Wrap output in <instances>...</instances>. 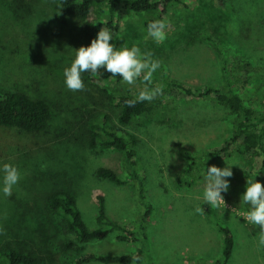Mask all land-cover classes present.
Returning a JSON list of instances; mask_svg holds the SVG:
<instances>
[{"label": "rangeland", "instance_id": "1", "mask_svg": "<svg viewBox=\"0 0 264 264\" xmlns=\"http://www.w3.org/2000/svg\"><path fill=\"white\" fill-rule=\"evenodd\" d=\"M153 1L158 4L153 12L121 13L119 33L112 30L111 42L117 47L135 43L161 61L150 87L162 85L163 91L150 102L152 111L121 125L117 98L138 95L142 79L128 85L83 73L85 89L69 90L64 69L70 67L75 49L89 46L79 21L61 12L58 0H0V89L42 98L51 111L41 132L0 126V168L10 163L21 173L10 196L0 191V257L13 248L31 253L38 264H121V255L141 249L142 259L131 264H221L223 225L234 242L226 264H264L260 230L247 221L250 205L241 198L247 179L264 185V168L237 153L207 161L204 152L225 142L234 115L213 94L189 96L166 86L176 80L196 91L204 86L232 89L257 114H264V0H229L227 8L217 0H179L165 6ZM89 19H95L93 12ZM156 19L167 24L163 43L147 33L148 23ZM237 60L247 72L234 84ZM103 118L106 127L136 136L137 179L118 185L96 175L102 166L128 178L122 152L89 146V123ZM227 164L233 175L225 178V207H212L203 199L205 172L209 166ZM2 176L0 172V181ZM55 189L75 196L89 229L99 227L101 195L106 214L132 231L139 229L138 236L119 240L120 231L114 229L101 240L87 242L81 253L66 248L64 244L76 238L66 229L63 215L47 204V195ZM197 207L203 214L195 212ZM89 253L104 260L75 262Z\"/></svg>", "mask_w": 264, "mask_h": 264}, {"label": "trees", "instance_id": "2", "mask_svg": "<svg viewBox=\"0 0 264 264\" xmlns=\"http://www.w3.org/2000/svg\"><path fill=\"white\" fill-rule=\"evenodd\" d=\"M160 1L165 6L168 2H178L179 0ZM58 4L62 13L79 21L81 35L89 45L91 40L96 38L98 31L103 26L110 28L118 34L121 13L149 14L158 6L153 0H58ZM217 4L227 8L229 7V0H217ZM92 12L95 14L94 20L89 19ZM236 63L235 75L232 80L234 84L239 80H243L244 74L247 72L245 64L242 61L237 60ZM239 71L241 73H238ZM84 75L101 79L113 77L103 69L101 70V74L86 72ZM114 78L122 80L119 76ZM248 79L246 78L245 80L247 81ZM166 86L177 88L189 96L213 94L217 103L227 107L234 115V126L225 142L218 147L209 148L204 152L203 156L207 161L219 160L237 153L249 162L253 163L258 160L260 162L259 168L263 170L264 143L262 126H264V114H257L232 89L204 86L200 88V91H196L176 80L167 82ZM137 96L131 93L120 94L118 96L116 101L117 106L120 108L118 122L121 125H127L135 116L144 113L148 114L152 111L153 106L148 101L138 102L133 107H129L126 104V101L135 100ZM50 117V107L44 99L32 98L22 92L0 89V126L14 127L28 133H37L46 129ZM104 120L105 118L89 123V146L95 150L111 148L122 152L124 154V164L128 178L121 179L113 169L102 166L96 169V175L118 185L128 180L137 179L138 174L135 171L136 136L112 126L106 127ZM193 164L190 163L186 171L190 170ZM245 172L246 176L249 175L248 170H245ZM180 182L181 177H178L176 184L179 185ZM47 204L52 211L60 212L63 215L66 229L75 235L76 241H68L64 244L66 248L73 251L83 252L87 242L97 239L101 240L109 231L114 229L120 231L119 240L134 239L138 236L139 229L136 230V233V231L128 229L125 222L113 220L106 214L104 197L101 195L97 199L96 221L99 227L92 230L85 225L81 212L77 207L75 196L69 191L64 189L51 191L47 195ZM145 218L146 215L144 214L142 219H139V222L144 224ZM220 230L224 243L221 264H226L233 250V236L230 229L223 225H220ZM142 254L143 251L138 249L133 255H121L118 260L121 264L139 263L142 259ZM103 260L104 257L102 255L89 253L88 255L80 256L75 262ZM0 264H38V259L31 253L9 248L2 253Z\"/></svg>", "mask_w": 264, "mask_h": 264}, {"label": "clouds", "instance_id": "3", "mask_svg": "<svg viewBox=\"0 0 264 264\" xmlns=\"http://www.w3.org/2000/svg\"><path fill=\"white\" fill-rule=\"evenodd\" d=\"M166 28L167 24L164 20L156 19L148 23L147 33L157 43H163L167 37ZM113 39L112 30L103 26L89 46L75 49V57L70 67H66L63 72L66 87L73 92L82 91L85 89L82 74L86 72L101 74L103 69L110 73V76H119L128 85H135L138 79H142L144 87L136 99L126 101L129 107H133L138 102H151L161 95L162 85L150 87L154 73L161 67V61L155 59L151 51H142L135 43L131 47L126 45L117 47L111 42ZM230 166L218 168L212 165L205 172L203 199L212 207L221 204L225 207L222 192H227L229 188V181L225 178L233 175ZM0 172L3 173L0 191L4 196H10L21 178L20 170L13 164L5 163L0 168ZM241 198L244 204L250 205L246 219L258 226L260 230L258 247L264 249V185L258 180L247 179ZM203 211L200 207L195 209L197 214H203Z\"/></svg>", "mask_w": 264, "mask_h": 264}]
</instances>
